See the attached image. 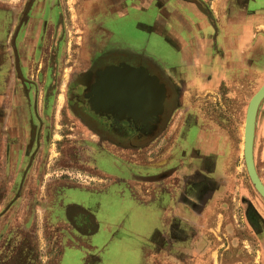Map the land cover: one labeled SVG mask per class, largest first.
<instances>
[{"label": "rangeland", "instance_id": "rangeland-1", "mask_svg": "<svg viewBox=\"0 0 264 264\" xmlns=\"http://www.w3.org/2000/svg\"><path fill=\"white\" fill-rule=\"evenodd\" d=\"M0 1H11V4H8L13 7L14 4L22 5L25 0ZM43 1L47 3L48 0ZM49 1L56 3L57 15L54 22H50L48 17L47 20L52 27L58 21L57 29L52 32L54 38H49L41 59L38 60V65L43 67L41 77H38V72L31 71L29 74L37 81L39 96H48L53 104L56 101L59 109L63 103V95L74 78V72L70 71L73 62L67 60L74 58L77 65L85 63L82 44L87 42V35L80 19L81 13L92 1ZM49 9L53 8L50 6ZM1 15L2 13L0 19L3 20H0V26L4 27L7 15ZM76 19L84 33L76 22L74 25ZM126 21H122L128 24L122 25L126 32L120 35L123 39L131 37L138 44L145 46V38H152V44H147L148 48L152 49L155 55L163 53L168 63H173L174 53L162 38L148 31V28L145 30ZM51 47L55 59L53 67H50L54 68V71L45 66L51 64ZM260 68H252L246 83L243 82V72L239 71L233 75L234 79L225 75L215 89L205 86L184 88V95L188 99L191 98V101H209L205 106L195 108L198 115L196 123L201 127L200 130H207L212 134L215 144L225 143L222 151H217L218 145L210 151L200 150L201 146H187L181 148L176 157L172 158V144L177 143L179 131L187 120L186 116H183L173 130L176 132L170 133V130H167L148 146L137 150L121 149L115 153V158L121 159L119 165L122 167L123 180L116 179L114 171L108 172L110 167L106 161L95 157L97 151L94 147L90 150V161L85 158L87 152L84 150L87 147L77 135V131L61 127V121L54 118L45 165L38 169L31 167L23 183H18L19 168H11L8 179L0 178V264H57L61 257V264H83L94 258L92 251L95 255L100 254L98 248L91 251L87 248L80 251L71 248L68 250L65 246L69 240L67 233L70 227L49 226L50 220L56 221L51 218L50 198L51 190L57 182L63 183V186L69 185L62 193L57 190L53 192L55 196L61 195L60 208L62 205L65 208L72 207V204L76 203L100 209L96 217L101 231L96 239L100 242L99 248L102 250L99 264H139V250L147 242L146 235H151L153 229L155 231L156 228L165 226L167 205L165 208L160 206L163 202V192L156 190L158 200L154 199L153 203L149 201L145 204L140 200L146 197L145 194L137 193L134 189L136 183L148 178L146 175L151 173V170L147 164L151 163L155 166L153 173H164L171 167L173 170L180 169L179 176H176L174 181L184 182L187 196H190L187 201L194 205V210L201 217V223L198 224L206 235V244L196 248V260H187L186 264H264V248L259 245L256 237L259 227H264L262 218L258 216L259 212L264 213V207H259L264 200L248 177L242 150L247 103L264 80V64L262 69ZM212 73L214 82L212 79L211 85L218 78L216 71ZM5 74V70H0V91L5 90ZM196 79H203V76ZM66 133L77 137L71 138L68 134L66 136ZM258 146L257 141L253 150L255 167L263 164L264 157L263 150ZM99 155L102 157L101 152ZM183 156L201 158L202 161L208 159L209 163H194L195 166L188 169L185 165L187 160ZM68 158L77 162L71 164ZM84 159H88L89 163L84 162ZM2 170L0 168V176ZM196 185L205 187L206 190L199 192L195 188ZM144 189L145 187L143 191ZM17 194L19 197L15 199ZM100 202L101 206L98 208ZM197 240L200 241L201 237L197 236ZM189 251L187 248L184 253L189 254ZM155 260V264H169L160 258Z\"/></svg>", "mask_w": 264, "mask_h": 264}, {"label": "flooded vegetation", "instance_id": "flooded-vegetation-1", "mask_svg": "<svg viewBox=\"0 0 264 264\" xmlns=\"http://www.w3.org/2000/svg\"><path fill=\"white\" fill-rule=\"evenodd\" d=\"M91 1L92 4L89 3L87 5L81 13L82 19H80L87 35V42L82 44L85 63L77 65L78 63H74V58L67 60L68 62H73L70 66V71L74 72V78L69 83L65 95H63V103L59 109L56 101L53 104L48 96H39V90L36 89L37 81L30 77L29 74V72L34 71L35 73L38 72V77H41L43 67L38 65V60L41 59L43 48H46L49 38H54L52 32L57 29L56 24L58 21L53 27L50 23L56 19V3H52L49 0L47 3L43 0H25L22 5H20L21 3L14 4L12 7L9 5L11 1H0L1 16L3 14L7 15L4 27L3 25L0 26V55H2L0 65H3L4 70L7 71V79L5 78V93L7 94H4L0 99V168L3 169L0 178L8 179L10 177V169L19 168L18 183H23L31 167L38 169L45 165L54 118L61 121V127L70 131H77V135L82 139L84 146L87 147L86 151L84 150V152H87L84 155L85 158L87 157L90 161V150L94 147L97 151L95 157L106 161L105 163L110 167L108 172L114 171L113 175H115L116 179H120L122 176V167L119 165L121 164V159L115 158L117 156L115 153L120 152L121 149L137 150L148 146L156 137L167 130L169 132L172 122L180 113L178 122L183 116H186L187 120L184 127L179 131L177 143H173L171 147L173 153L170 155L175 158L176 153H179L181 148L200 146L206 138L198 135L201 127L196 123L198 115L195 108L205 106L209 101L207 99L196 102L191 101V98L188 99L184 95L186 94L185 89L198 86L215 89L221 84L225 75L234 79L233 75H236L235 73L239 71L243 72V82L246 83L247 80L249 81L248 75L252 68L259 69L261 67L260 69H262L264 64V52L262 53V50H259L261 52L260 56L256 55L255 49L242 50L241 53L245 52L244 61L240 62L239 58L230 56V64L227 67L216 66L218 78L211 85L212 79L214 82L212 72L215 70L197 72L200 75L185 70L186 65L183 63V58H181V50H179L169 34L162 30L163 28L158 22L160 21L159 13L161 12L160 0H153L152 2L151 0ZM184 1L192 3L205 15L207 21V26L205 27L206 38L205 36L203 38H205V41L208 40L207 44L211 47L212 52H216L219 49L217 47L218 43L223 44L225 40L229 44L233 43L231 34H227L229 39H225V34L219 31L217 18L212 13L208 3L204 0ZM50 6L53 9L50 10ZM71 17L73 19V15ZM125 20L131 25L136 24V27L139 26L145 30L148 28V31L154 32L155 35L162 38L164 43L174 53L175 60L173 63H168L167 57L163 53L158 56V54L155 55L151 51L152 49L148 48L147 44H152V38H145V46L138 44L131 37L125 38L127 40L123 39L120 35L126 32L123 30L122 25H128L122 22ZM75 22L80 31L84 33L79 27L77 19L74 21V25ZM154 27H157L162 33L161 31L160 33L154 31ZM130 30L131 32L133 31L132 29ZM199 38L201 37H194L191 42L196 45ZM79 42L77 43L79 44ZM50 53L49 62L51 64L48 63L45 66L54 71V68L51 69L50 67V65L53 67L55 59L52 47L50 48ZM219 53L222 54V57L224 56V51H219ZM219 53L217 56H219ZM248 54L251 58L247 65ZM254 57L257 58L254 59ZM223 59H226L225 56ZM122 64L135 68H144L149 75L157 77L159 82L163 84L165 88L163 108L158 114L159 119L154 128L146 127L143 129L133 122L132 119L122 116V109L126 110L125 113L128 114L131 108L128 109L122 106L120 99L115 101L114 105L105 103L99 106L98 112L95 110L93 90L99 81V72L104 71L109 66L121 67ZM62 68L63 70L65 69L64 67ZM200 76H203V79H196V77L199 78ZM263 83L264 80L259 87ZM191 111L193 112L191 113ZM261 112H264L262 101H260L256 112L253 150L258 139ZM68 135L71 138L77 137L76 135ZM214 145H218L222 151L225 143L218 144L217 142L215 144L214 140ZM199 149L203 150L205 148L201 146ZM99 152H101L102 157ZM170 155L167 156L168 159ZM183 158L187 160H185V165L186 168L188 166V169L195 166L196 163L200 165L209 163L208 159L202 161L201 158L197 157H192V159L183 156ZM68 159L71 164L75 161L77 162V160ZM88 159H84L86 160L84 162L89 163ZM147 166L151 173L146 175L148 177L146 180H141L140 182L163 181L180 170H173L171 167L164 173H153V170H155L154 163L147 164ZM58 183L54 184L53 190H51L52 194L54 190L62 193L69 188V185L56 188ZM196 186L195 188L199 192L206 190L205 187ZM18 197L19 194H17L15 199ZM60 197L61 195H54L51 198L50 214L54 220H60ZM187 197L190 199L189 195ZM98 206H101V202ZM213 232L216 233V231Z\"/></svg>", "mask_w": 264, "mask_h": 264}, {"label": "crops", "instance_id": "crops-1", "mask_svg": "<svg viewBox=\"0 0 264 264\" xmlns=\"http://www.w3.org/2000/svg\"><path fill=\"white\" fill-rule=\"evenodd\" d=\"M152 1L153 0H151V2ZM204 1L208 3L212 13L216 16L220 28L219 31L225 34V39H229L228 35L231 34L233 40L232 44L227 43L226 40L223 44L218 43L217 47H219V49L216 50V52H212L211 47L207 44L208 40L205 41V27L207 26V21L205 15L200 12L195 5L184 0H160L161 12L159 13L160 21L158 22L161 24L162 30H165V32L169 34L170 38L174 40L179 50H181V58H183V63L186 65V71L197 73L200 71H216L218 70V66L225 68V66L227 67L230 64V56L239 58L240 62L244 61L245 52L241 53V51L245 49H255L256 55L258 56H260L261 52H264V0ZM215 1L217 2L216 6H214ZM153 30L158 33L161 31L157 27H154ZM204 36L205 38H203ZM194 37H201L202 39L199 38L198 44L195 45L191 42ZM259 50L262 51L260 52ZM219 51H224L226 59H223L224 56L222 57ZM218 53L219 56H217ZM1 56L2 55H0V59L2 58ZM250 58L248 54L246 61L247 65L250 62ZM256 58L257 57H254V59ZM0 70L3 72V65H0ZM4 76L7 79L6 74ZM5 92V90L0 91V99L4 94H7ZM261 101L264 108V97ZM179 116L180 113L175 120L179 118ZM258 127V147L264 152V112H261V119ZM198 135L200 137H206L205 141L200 144V146L204 147L206 150H211L216 146L214 145L212 134L207 130H199ZM206 145L207 147H205ZM216 149L219 151L220 147L218 146ZM256 171L264 184V157L263 164L258 167L256 166ZM179 172L180 170L173 175L174 178L170 176L163 181H145L138 182L134 185V189L137 193L145 194L146 197L140 198L143 203L146 204L149 203V201L153 203L154 199L158 200L159 196L155 194V191L161 190L160 193L163 192L164 196L162 197L163 202L160 203V206L165 208V205H167L164 215L165 226L156 228V232L153 229L150 232L151 235H146L147 242L142 245L139 250V264H155V259L157 258L169 264H186L187 260H196L195 249L199 246L203 247V244H206V240L204 239L206 235L202 232V229H200V224H198L201 223V217H199L198 213L194 210V205H191L190 202L187 201V188L183 184L184 182H181L178 177L177 179L179 182L174 181V179H176L175 177L179 176ZM119 180L123 179L120 178ZM58 184L56 188L58 186H63V183ZM143 187H145L144 191ZM136 194L134 193V195ZM52 196L54 195L52 194L51 198ZM259 207L262 209L264 203ZM99 210L100 209H96V207H88L86 205L80 206L76 203H73L72 207L68 206L66 208L62 205L60 208V220L51 221L47 216L50 220L49 226L70 227L67 233L69 240L65 246L68 250L71 248V250L80 251V249L87 248L91 251L98 248L100 251L99 253L102 255V250L99 248L100 242L96 241L97 237L101 234L99 221L96 220ZM262 210L264 211V209ZM259 215L262 218L261 221L264 222V213L262 214L261 212L260 214L259 212L258 216ZM257 232L258 234L256 237L260 242L259 245L264 248V227H259ZM197 236L201 237L200 241L197 240ZM187 248L190 250L189 254L184 253V250ZM198 252L200 251L198 250ZM211 252L212 250H210V253ZM92 253L91 255H93L94 258L85 261L83 264L101 263L100 254L95 255L94 251H92ZM61 258L59 259L60 262L58 261L57 264L62 263Z\"/></svg>", "mask_w": 264, "mask_h": 264}, {"label": "water", "instance_id": "water-1", "mask_svg": "<svg viewBox=\"0 0 264 264\" xmlns=\"http://www.w3.org/2000/svg\"><path fill=\"white\" fill-rule=\"evenodd\" d=\"M99 81L93 90L95 110L107 103L114 105L119 100L121 105L130 109L128 114L122 109V116L132 119L143 129L155 127L158 114L163 108L165 88L157 77L151 76L141 67L127 64L109 66L99 72ZM264 97V83L251 96L245 114L243 158L248 177L259 195L264 199V184L259 178L253 160V138L255 117L258 105ZM116 99V100H115ZM152 121V123H150Z\"/></svg>", "mask_w": 264, "mask_h": 264}, {"label": "bare ground", "instance_id": "bare-ground-1", "mask_svg": "<svg viewBox=\"0 0 264 264\" xmlns=\"http://www.w3.org/2000/svg\"><path fill=\"white\" fill-rule=\"evenodd\" d=\"M217 5V2L215 1L214 2V6H216ZM64 97V96H63ZM260 104V103H259ZM259 106V105H258ZM178 121H179V118H177L176 120H174L173 122H172V124H171V128H170V133L171 132H173V130L175 129V127H176V125H177V123H178ZM255 123H256V117H255ZM244 127H245V125H244ZM244 131V130H243ZM255 132V131H254ZM243 139H244V132H243ZM253 141H254V138H253ZM243 148H244V144H243ZM243 148H242V150H243ZM253 160H254V156H253Z\"/></svg>", "mask_w": 264, "mask_h": 264}]
</instances>
